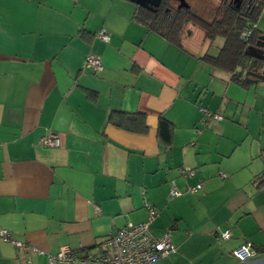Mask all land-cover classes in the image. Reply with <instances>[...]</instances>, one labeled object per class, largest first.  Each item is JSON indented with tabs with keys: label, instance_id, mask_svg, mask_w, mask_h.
Here are the masks:
<instances>
[{
	"label": "crops",
	"instance_id": "0c3cea01",
	"mask_svg": "<svg viewBox=\"0 0 264 264\" xmlns=\"http://www.w3.org/2000/svg\"><path fill=\"white\" fill-rule=\"evenodd\" d=\"M136 7L0 0V229L41 252L0 239V264H47L63 247L95 254L145 222L146 206L157 211L150 234L168 232L176 249L155 264H264V81H233L199 59V37L178 48L137 22ZM89 55L101 71L84 68ZM199 108L222 120L201 123ZM113 113L143 115L145 131L115 127ZM172 186L181 195L170 199ZM247 242L254 255L240 262L232 252Z\"/></svg>",
	"mask_w": 264,
	"mask_h": 264
},
{
	"label": "trees",
	"instance_id": "16d2710c",
	"mask_svg": "<svg viewBox=\"0 0 264 264\" xmlns=\"http://www.w3.org/2000/svg\"><path fill=\"white\" fill-rule=\"evenodd\" d=\"M168 1L164 0L165 3ZM263 7L264 0H243L239 7L237 4L222 2L209 20L199 17L188 8L166 12L159 8L147 11L136 7L134 18L149 31L178 48H183V42L192 36L191 29H198L202 33V44L208 42L206 52L199 59L229 73L233 81L242 80V84H245L244 73L258 70L260 66V62L251 58L250 51L247 53V48L253 47L262 34L256 28L249 38H244L242 33L256 23ZM185 27L188 28L184 32ZM216 38H221L223 43L217 55L211 56L208 49ZM109 121L115 127L128 132L141 133L146 129L144 116L141 114L113 113ZM158 133L161 139L168 143L169 123L161 120L158 124Z\"/></svg>",
	"mask_w": 264,
	"mask_h": 264
},
{
	"label": "built area",
	"instance_id": "2783aa9c",
	"mask_svg": "<svg viewBox=\"0 0 264 264\" xmlns=\"http://www.w3.org/2000/svg\"><path fill=\"white\" fill-rule=\"evenodd\" d=\"M256 25H252L250 29H247L242 33L244 38H249L252 32L255 30ZM96 38L104 43L109 42V34L106 29H101L96 33ZM262 50L264 51V44ZM84 68L99 72L102 70V65L96 56L89 55L85 62ZM204 121H220L222 116L216 113H212L205 108H199ZM40 144L45 147H56L59 145L58 140L52 137H43L40 139ZM180 174L184 177H192L194 171L190 168H181ZM225 178L224 174L220 175ZM201 189V185L197 184L188 188L190 193H195ZM181 193L172 186L169 191V198H175L180 196ZM147 220L139 224H127L115 233L109 234L101 243L100 250L95 254H90L85 250L71 251L66 247L60 248L55 255L47 256V264L55 263H69L74 264L80 262L82 264L86 262H93L95 264H155V261L159 258H166L176 252L175 247L170 241V235L165 232L161 237L155 238L150 234V224L157 216V211L151 206H146ZM230 238V231L226 230L221 232L217 239L224 241ZM0 239L4 242H10L15 248L29 250L31 254H40L37 249L27 248L24 243L16 241L11 238L9 232L4 229H0ZM232 255L240 262H245L253 257L254 252L250 243H244L241 246L233 250ZM26 264H30V258L25 260ZM19 264V263H18Z\"/></svg>",
	"mask_w": 264,
	"mask_h": 264
},
{
	"label": "rangeland",
	"instance_id": "374dc122",
	"mask_svg": "<svg viewBox=\"0 0 264 264\" xmlns=\"http://www.w3.org/2000/svg\"><path fill=\"white\" fill-rule=\"evenodd\" d=\"M186 1L190 4L195 14H197L199 17L203 19L209 20L213 17V11L214 8L216 7L215 1L218 2L219 0H186ZM255 24L257 26L258 31L261 32L262 35H264V7ZM187 28L188 27L184 28V32L187 30ZM191 32H192V36L187 40V42H185L186 43L185 46L188 48H191L192 45L191 42L193 39L198 40V37L200 41L202 39V33L198 29H191ZM222 43L223 40L221 38L214 39L212 45L208 49L209 55L211 56L217 55L219 48L222 46ZM200 45L198 46V48H200ZM204 45L207 47L208 42Z\"/></svg>",
	"mask_w": 264,
	"mask_h": 264
},
{
	"label": "water",
	"instance_id": "95a60500",
	"mask_svg": "<svg viewBox=\"0 0 264 264\" xmlns=\"http://www.w3.org/2000/svg\"><path fill=\"white\" fill-rule=\"evenodd\" d=\"M134 3L136 6L141 8H146V5L143 2L148 3L152 6H158L161 0H129ZM179 2V8H187V4L184 0H177ZM264 44V35H262L256 42L253 47L247 48V53L255 61L260 62V66L257 70H249L244 73L243 78L246 83L253 84L259 81H264V51L262 50Z\"/></svg>",
	"mask_w": 264,
	"mask_h": 264
},
{
	"label": "flooded vegetation",
	"instance_id": "af4514ba",
	"mask_svg": "<svg viewBox=\"0 0 264 264\" xmlns=\"http://www.w3.org/2000/svg\"><path fill=\"white\" fill-rule=\"evenodd\" d=\"M184 1H185V3L188 6L187 8L194 13V11L192 10L190 4L186 0H184ZM222 2H228L230 5L237 4V6L239 7L241 5V3L243 2V0H221V2H219V5ZM143 4L146 5V8H143V9H145L147 11H153V10L155 11V10H157L159 8V9H162V10H164L166 12H170V11H177L178 9H180L179 8V2L177 0H169L167 3H165L164 0H161L159 5L156 6V7L152 6V5L148 4V3H145V2H143Z\"/></svg>",
	"mask_w": 264,
	"mask_h": 264
}]
</instances>
